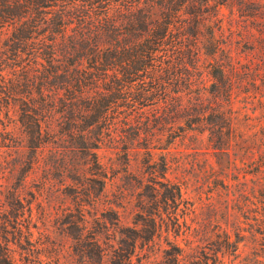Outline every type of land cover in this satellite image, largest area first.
<instances>
[{"label": "trees", "instance_id": "obj_1", "mask_svg": "<svg viewBox=\"0 0 264 264\" xmlns=\"http://www.w3.org/2000/svg\"><path fill=\"white\" fill-rule=\"evenodd\" d=\"M222 6L236 15L231 17L238 36L235 43H248L253 32L247 26H251L260 34L257 43L264 45L260 0H0V58L10 68L8 72L0 68V87L20 98L29 144L38 146L48 137L65 139L73 157L83 152L95 158L89 151L96 146L91 128L108 127L122 113L137 134L144 132L146 156L152 155V148L163 151L158 154L159 177L164 179L162 202H174L180 197V183L165 178L167 146L149 145L153 134L205 131L210 147L223 154L221 144L236 147L242 129L258 117L232 105L233 89L256 73L250 61L236 64L238 60L232 59L229 34L224 35L222 28ZM143 108L149 114L141 117ZM260 116L264 118V112ZM258 132V145L244 138L239 147L238 160L249 169L245 173L264 171V123ZM123 150L128 152L126 147ZM99 168L102 193L106 172ZM70 170L78 176L82 169L71 164ZM236 201L242 213L249 210L250 200ZM257 203L251 219L263 235L264 197ZM140 209L143 223L131 229L128 242L121 240L120 233L119 241L127 242L128 250L117 254L116 264L128 260L137 241H148L159 231L153 212ZM177 226V220L169 225ZM234 230V240L224 232L213 242L210 258L200 250L187 255L185 264H207V259L223 264L225 252L237 251L238 226ZM258 245L251 250L253 262L264 264V236ZM172 246L174 252L166 255L178 264L185 256L181 248ZM99 256L102 259L104 252ZM0 264L12 262L4 253Z\"/></svg>", "mask_w": 264, "mask_h": 264}, {"label": "rangeland", "instance_id": "obj_2", "mask_svg": "<svg viewBox=\"0 0 264 264\" xmlns=\"http://www.w3.org/2000/svg\"><path fill=\"white\" fill-rule=\"evenodd\" d=\"M221 12L232 59L238 60L236 64L250 61L256 73L233 89V108L258 117L242 129L236 147L221 144L223 154L210 147L205 131L168 136L160 130L153 134L149 145L167 146L165 178L180 183V197L172 203L162 202L165 191L158 154L163 151L152 148V155L146 156L144 132L137 134L122 113L108 127L91 128L89 135L96 137V146L89 151L95 158L83 152L73 157L65 139L48 137L38 146L30 145L25 132L29 127L21 120L27 118L20 114V98L0 87V256L5 253L12 264H116L117 254L128 250L131 229L141 226L144 213L140 207L144 206L153 212L159 231L148 241H137L123 264H173L166 255L174 252L172 245L185 256L178 264H185L187 255L200 250L210 258L213 242L222 239L224 232L235 239V226L240 239L237 251L225 252L223 264H262L253 262L251 250L259 246L264 233H257L251 218L257 200L264 197V171L245 173L249 169L238 157L244 138L258 145V128L264 123L260 116L264 112V45L257 43L260 34L251 26H247L253 32L248 43H235L238 36L231 17L236 15H229L224 6ZM0 68L4 72L10 69L1 58ZM204 79L209 77L204 75ZM141 114H149L148 109L143 108ZM71 164L82 169L78 176L70 170ZM99 166L106 172L102 193L98 191ZM75 177L79 178L75 181ZM244 199L251 203L242 213L236 200ZM176 220L179 227L170 228ZM120 233L127 242L119 241ZM100 251L104 252L102 259Z\"/></svg>", "mask_w": 264, "mask_h": 264}]
</instances>
